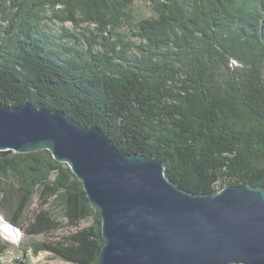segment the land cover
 <instances>
[{
  "label": "trees",
  "instance_id": "trees-1",
  "mask_svg": "<svg viewBox=\"0 0 264 264\" xmlns=\"http://www.w3.org/2000/svg\"><path fill=\"white\" fill-rule=\"evenodd\" d=\"M146 1L155 15L136 22L133 52L121 30L133 0H0V102L97 127L121 152L151 154L194 194L264 187V0ZM54 20L84 31L56 35ZM0 192L2 216L29 235L59 227L43 208L22 225L34 197L58 200L75 230L43 248L97 264L100 219L50 151L0 152ZM10 246L0 239V254Z\"/></svg>",
  "mask_w": 264,
  "mask_h": 264
},
{
  "label": "water",
  "instance_id": "water-1",
  "mask_svg": "<svg viewBox=\"0 0 264 264\" xmlns=\"http://www.w3.org/2000/svg\"><path fill=\"white\" fill-rule=\"evenodd\" d=\"M42 149L69 166L100 219L97 264H264V187L194 194L151 154L121 152L97 127L0 102V152Z\"/></svg>",
  "mask_w": 264,
  "mask_h": 264
},
{
  "label": "rangeland",
  "instance_id": "rangeland-1",
  "mask_svg": "<svg viewBox=\"0 0 264 264\" xmlns=\"http://www.w3.org/2000/svg\"><path fill=\"white\" fill-rule=\"evenodd\" d=\"M129 17L122 26V32L128 35L127 39L134 45L133 52H137L136 45L140 44V40L132 35V31L135 30V24L140 19L153 17L154 11L151 5L146 0H133L130 9ZM48 28L52 33L59 35L63 30H68L76 35L84 31V25L75 27L71 22L60 23L56 20L47 22ZM68 42L73 44V40L67 39ZM82 45H85L84 41H81ZM236 62H232L230 66H236ZM225 67L219 68L220 79L226 75ZM225 185V182H220L217 187L221 188ZM2 193L0 192V210ZM38 208L47 209L51 216L58 222V228L49 233L29 235L23 232L21 229V239L18 244L12 243L5 239L0 233V239L8 242L11 246L0 254V264H74L68 262L57 256L55 253L45 250V245H60L65 243V240L75 230L74 227L69 226L63 213L62 206L58 200L51 199L49 202H44L42 198L33 199L29 211L21 218V223L24 227L29 223L33 211ZM1 214V213H0ZM2 215V214H1ZM93 223L92 218H87L80 222L79 227L89 226Z\"/></svg>",
  "mask_w": 264,
  "mask_h": 264
},
{
  "label": "bare ground",
  "instance_id": "bare-ground-1",
  "mask_svg": "<svg viewBox=\"0 0 264 264\" xmlns=\"http://www.w3.org/2000/svg\"><path fill=\"white\" fill-rule=\"evenodd\" d=\"M0 233L12 243L18 244L21 239V231L9 225L8 221L0 214Z\"/></svg>",
  "mask_w": 264,
  "mask_h": 264
}]
</instances>
